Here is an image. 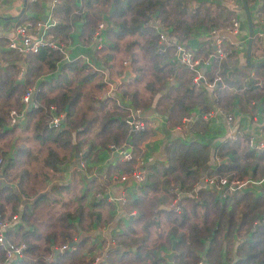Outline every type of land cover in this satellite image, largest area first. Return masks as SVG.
<instances>
[{
  "label": "trees",
  "instance_id": "trees-1",
  "mask_svg": "<svg viewBox=\"0 0 264 264\" xmlns=\"http://www.w3.org/2000/svg\"><path fill=\"white\" fill-rule=\"evenodd\" d=\"M88 1L90 2L88 6L97 2V0ZM105 2L113 5V11L105 24L106 26L110 23L112 26L106 30V34L116 41L108 48L106 46L108 51L104 55L103 65L107 64L115 53L122 50L124 55L130 57V63L136 62V55L140 54L149 61V67L152 69L153 81L146 82L142 88L137 87L138 79L135 74L127 82L116 85L115 90L118 88L117 95L120 101H127V106L122 104L120 106L112 96L102 98V91L105 88L102 71L84 63L81 58L65 61L62 48L39 47L35 52L23 56H17L16 51L8 50L10 52L6 53L9 55H3L4 60L0 59V139H2L0 158L3 161L1 173L6 178H16L24 193L27 188L33 194L30 202L23 201L29 205L24 204L19 211L16 208L22 201L9 186L0 183V217L7 206L9 215L6 220L10 215L17 213L18 221L29 226L32 220H36L33 210L39 206L47 208L45 211L47 219L43 217L45 225L43 232L35 227L25 230L20 224L14 232L6 234L7 238L17 240L15 244L24 243L25 248L19 259L6 261L3 249L0 247V263L89 264L79 258L86 238L78 235L77 230L80 226L74 225L77 222L81 223L84 218L81 197L78 196L74 200L76 208L71 211L65 208L71 200L69 196L73 198L75 195L74 184L78 179L76 180L74 175L77 173L73 172L71 180L67 183H64V178H59L60 175L57 173L63 172L62 166L69 161L72 151L79 153L85 146L87 149H92L95 137L99 138L96 142L99 148L106 143L114 145L121 141L126 143L130 136L127 134L123 118L126 117L128 107L139 110L150 108L154 95L159 89L166 87L164 83L168 71L165 67L168 65L166 63L163 65L162 61L166 53L165 48L173 49V46L163 45L161 50L156 29L151 24L153 15L158 19V24L166 22L170 26V31H165L168 42H184L183 40L201 29L209 31L220 25L227 26L231 20V11L220 4V0H200L197 7H192L189 0H105ZM209 4L216 8L212 15L209 14ZM201 5L204 8H201ZM168 10L172 12L171 17L164 16ZM200 12L203 16H197ZM84 22L88 25L89 20ZM66 27L65 23H58V29L65 30ZM86 31L89 40L93 28L87 27ZM56 40L59 42L60 39ZM117 40H122L119 47ZM231 54L233 52L227 57ZM22 64L24 70L20 74ZM111 65L110 63L105 67L109 68ZM174 65L175 68L180 67ZM218 66L223 82L228 87L233 86L235 80L232 81L231 77L227 79L223 63L220 62ZM246 82L249 85L248 89H253L252 82ZM236 85V89H239L242 84ZM28 89L32 94V106L27 109L19 123L8 126V112L12 108L15 110L21 108L20 98ZM147 90L148 94L143 92ZM225 90L218 88L210 91L217 93L218 101L213 103L217 102L222 108L220 103L224 102ZM47 92L53 93L46 96ZM12 97L14 103L10 105L8 99ZM207 98H209L208 93L204 92L203 87H192L185 81L179 86L169 85L166 92L157 98L153 111L164 114L168 110L169 103L178 110L186 111L194 104L201 105ZM164 99H169V103L160 106ZM50 106L54 107L57 114L63 115L61 125L55 127L48 125L51 116ZM108 108L110 109L107 110ZM224 110L230 111V109ZM142 136L139 133L136 139ZM226 142L224 146L227 149L224 152L230 153L228 166L240 175L236 177H242L244 166L248 163L242 164V161L248 159H251L250 164L258 170L261 177H264V149L248 150L244 138ZM164 153L167 165H161L160 169L152 167L142 190L144 192L148 189L154 190L159 184L169 187L170 182L180 185L183 190H189L206 159V147L197 142L184 145L180 140L175 139L165 146ZM32 157L35 159L34 170L29 168ZM80 162L82 160L78 159L77 166ZM30 172L33 173L32 178ZM209 175L224 176L222 172ZM46 181L51 184L44 189ZM37 183L39 185L35 186ZM38 187L40 188L36 190ZM208 190L203 188L198 190L196 199L191 195L177 199L175 204L179 207V212L172 210L166 213L170 224L169 233L177 236L175 243L177 254L172 263L195 264L199 250L204 249L206 264H223L225 260H228L229 264H264V186L261 187L259 198L249 194H232L230 198L234 199L231 210L225 216L220 207L206 201L207 197L212 195L211 190ZM97 203L91 202L93 206ZM212 208L219 215L213 216L211 221H208L207 215ZM51 210L55 211L54 217L49 213ZM89 216L91 219L98 218V213H90ZM76 217L77 221L74 222ZM182 227L186 230L177 232V229ZM242 230L243 238L239 242L231 240L232 242L225 244L221 241L223 231H226L227 237H232ZM144 242L145 238H137L132 243L125 242V246L120 244L118 247L114 244V247L106 250V257L98 264H165V261L154 252L155 248L145 249ZM69 243L71 244L68 246ZM62 245L68 247L57 253L53 260H48L51 248ZM231 250L235 253L233 259L229 257Z\"/></svg>",
  "mask_w": 264,
  "mask_h": 264
},
{
  "label": "crops",
  "instance_id": "crops-1",
  "mask_svg": "<svg viewBox=\"0 0 264 264\" xmlns=\"http://www.w3.org/2000/svg\"><path fill=\"white\" fill-rule=\"evenodd\" d=\"M198 2H200V0H189V4L192 7H197ZM88 3H90L88 0H59V2L50 9V0H0V59L4 60L2 58L4 57L3 55H9L6 52H10L8 51L10 49L5 47V43L7 42L8 37L12 36L14 33L15 26H22L24 24H31L32 26L35 24V22L51 24L46 28V31L53 38H56L55 36H59V43L64 49V60L69 61L71 59L81 58L84 63L102 71L105 84H108V86H113L117 79L120 80L124 73L125 63L123 64L122 61L126 62L127 58H129L130 62V57L126 54L124 55L122 50H119L115 56H113L105 65H103L105 58H103L102 61L97 60V58L92 59V56L95 54V52H98L97 50H99V48H96L97 45L103 46V50H99L98 53L100 55H102V53L106 54L108 51L106 50V46L108 48V46H111L116 40L114 38H112V40L106 34V30L112 26L110 23L105 26L106 21L108 22V16L113 11V8L110 9V6L112 5L111 3L108 4L109 7L105 11L104 8H98L97 15H99L98 18L100 20L97 22H102V29L95 37V44L93 43V40H91L92 36L89 37V40L87 39L86 28L88 26L84 21L89 20L87 16L88 9L94 5L106 2L105 0L104 2H102V0H97V2L91 3L89 6ZM246 3L249 9L252 10L251 24L254 36L250 44L249 59L252 63L260 62L264 60V51L256 39V34L264 28V0H246ZM220 4H223L228 10L231 11V20L237 18L240 22L238 34L225 35L227 42L238 43L236 51H234L233 54H231L229 57H226V59L222 61L223 70L227 79H229L233 73L240 71L242 68H246L247 72L253 74V77H258V74H261V76L264 77V65L249 67L245 62V56L247 52L246 43L249 39V35L245 19L243 21L239 20V18L244 17V12L241 7V0H220ZM208 10L210 12L209 14L212 15L215 13L216 8L213 7L212 4H209ZM171 14L172 12H170V15ZM200 15L201 12L197 16ZM154 16L155 15H153L151 18L157 19L154 18ZM58 23H65L67 26L65 30L58 29ZM151 24L153 27H155L157 33L158 25L156 23H152V19ZM161 25L166 29L167 32L170 31L171 28L168 24H166V22L161 23ZM222 26L223 25H220V27ZM31 31L34 33L35 28L32 27ZM211 39V33L208 30L204 31L201 29L183 41L194 52L203 53L211 48ZM121 41L117 40L118 47L120 46ZM166 44L167 45H164L165 47L172 46L171 41H167ZM165 52L166 53L162 64L164 65V63H166L168 65V67H165V69L167 68V71L169 72L168 75L170 74V76L168 77L167 75L165 77L166 81L164 84L166 87L163 90H166L169 85L179 86L180 83L187 81V83L192 87H203L204 92L206 94L208 93L209 98H207L206 101L201 105H192L186 111L178 110L176 106L169 103V99H164L161 101L160 106L165 103H169L168 110L164 114H161V112L157 114L153 111V107L157 98L162 93V90L158 91L151 101L150 108L139 110L128 107L126 116L129 112L137 110L139 118L146 121L144 130L129 132L126 125L127 134L130 136L126 140V143H123L122 141L116 145L112 143H106L100 148L96 144L99 138L95 137L94 147L92 149H87V146H85L79 153L72 151L69 161L62 166L63 172L60 171L57 173L60 175L59 178H64V183H67L71 180V174L73 172L77 173V175H74L76 180L78 179L74 184L75 195L73 198L71 195L69 196L71 200L69 205H66L65 208L69 211L76 208L74 200L78 196L81 197L80 203L83 205L82 209L84 211V218L82 219L81 223L77 222L74 223V225L80 226L77 230L78 235L80 237L86 238L84 248L79 254V258L83 259L85 263L92 264L93 258L97 252L108 243L117 244L116 246L118 247L120 244L125 246V242H128L127 244H129L137 238H145V249L155 248L154 252L159 258H162L165 261V264L174 262V256L177 254V249L175 246L177 236L173 233H169L168 229L170 224L168 223L166 214L173 210L172 203L177 199L187 195H191L196 199L198 190H201L202 188L203 190H208L209 188H206L199 178L202 173L210 174L222 172L224 176H228L227 174L240 176L239 174L235 173L232 167L228 166L230 153L228 151L224 152L227 149V147L224 146V143H227L226 141L230 140L228 138V130L224 124L218 125L215 123L214 118L206 120L192 119V121L189 123L184 121L182 122L184 118H187L193 114L198 115L211 109L216 103H213V101H218V95L217 93H211L210 91L218 89V86L212 88L211 90L205 88L202 85H193L191 82V74L188 71L182 67H174L175 59L173 57V49L165 48ZM15 54L17 56H22L17 52H15ZM118 57L121 58V61L118 62L119 65L117 68H114L113 62L116 63L115 59ZM110 63L112 64L111 67L109 66V68H106L105 66L109 65ZM20 66L19 73L21 74L24 70V64ZM142 67L145 68L146 66ZM209 73L210 71L207 72V74ZM246 74L237 75V80L241 81L240 83L242 84L240 86L241 88L238 89L240 92L249 88V85H247L246 82L248 80H245V77H248L249 74ZM133 75L134 72L131 71L130 67V75L124 82H127L129 78H132ZM44 76H46V74ZM119 83L122 82L119 81ZM262 83L264 84V80ZM106 85L102 91V98H105L106 96H112L120 106L121 104L125 106L128 105L127 101H120L117 95L118 88L111 94L109 93V95H105L108 88H106ZM251 85L254 87L251 90L248 89L250 93H254L257 90L264 91L262 90L264 89L263 85L262 87H257L253 83H251ZM230 87L234 89L233 86ZM228 92L233 93L235 90ZM52 93L53 92H47L46 96H50ZM173 95L174 93L172 96ZM226 99L227 96H224L223 101L226 102ZM257 99L258 100H256L255 106H253L255 108L254 112H251L252 107H250L249 110H246L244 105H240V98L238 100L232 99L230 112L233 113L234 122L232 123L230 129L236 130L238 133H242V135H238L236 140H241V138H244L246 142L248 137L254 139L264 138V98L262 100L261 98ZM21 104L22 105L20 109L24 110V115V113L27 111V104ZM109 109L110 108L107 110ZM179 115H181V117L178 120ZM139 133H141L143 136L140 139H136V136H138ZM131 135L133 136L131 137ZM175 139L180 140L184 145H188L191 142H197L206 147V159L204 160V164L202 165L196 180L193 181L189 190H183L180 185L178 186L176 183L175 185L171 186L172 182H170L169 187H164L159 184L154 190L148 189L144 192L142 188L148 180V172L152 171V167L154 166L160 169L161 165H167L164 148L169 142ZM1 142L2 139H0V143ZM110 146L122 151L130 149L132 152V159L128 161L120 160V157L117 156L118 154L116 151L112 150ZM247 149L250 151L252 150L249 148ZM114 153H116L115 157L113 156ZM78 159H81L83 162V168L81 169H79L77 166ZM250 162L251 159L242 161V164L246 163V165L244 166V172L241 174V176H249L254 178L261 177L262 175L257 169L255 170L254 166L250 164ZM134 166L142 171L143 178L146 175V180L144 182L142 180L141 182L136 183L130 179L126 180L125 182H120L117 179L119 174L125 173L127 170H131ZM2 176L5 180L4 183L6 186H9L15 195L19 197L20 201H22L16 210L20 211L24 204L29 205V203H23V201L30 202L32 200L33 194H31V191L25 188L24 193V191L20 188L16 178L10 179L9 177L6 178L4 175ZM0 183L2 184L1 180ZM49 184H51V182L46 181L44 189ZM260 186L262 187L264 184ZM261 187L256 189L251 186L236 194H249L254 198H259L261 194ZM39 188L40 187L35 189L38 190ZM210 193H212V195L207 197L206 201L213 202L217 207H220L223 210V214L225 216V214L231 210L234 198H230L232 195L228 198H223L218 191L211 190ZM92 201L98 203L94 204L93 206L91 204ZM99 203L101 204L100 206L98 205ZM46 210L47 208L44 206H39L37 209H34L33 216L36 220H32L29 226L26 224H21L20 221H18V214L16 213L15 216L17 220L15 221V224L8 226L4 231L5 238H7V233L14 232L15 229L20 226V224L24 226L25 230L35 227L36 229L43 232L45 230L43 217L47 219L45 214ZM38 212H41V215L43 213V216L38 214ZM88 212L89 214L98 213V218L94 217L91 219ZM49 213L51 217L52 213L55 215V211L53 210L49 211ZM8 215L9 209H7L6 206L4 208V212L1 214V220L8 222L9 219L6 220ZM217 215H219V213L212 208V210H210L207 215V220L211 221L212 217ZM76 221L77 217L75 218L74 222ZM40 225H42L44 229L38 228ZM181 230L186 229L184 227L178 228L177 232H180ZM212 230H215V226ZM225 232L226 231H223V237L221 239V241L225 242V244L232 242L231 240L234 242H239L240 239L243 238V230L235 233L232 237H227ZM7 239L12 241L11 238ZM120 240H123V242H120ZM172 241L175 242L173 250L174 255L171 260H166L163 256L170 252ZM65 246L68 247L69 245ZM60 247L61 246L53 248H56L59 250V252H61L62 250L59 249ZM205 247H207V242H205ZM53 248H51V250ZM204 253V249L199 250L198 260L195 264H198V262H200V264H206ZM51 255L52 252L49 255L50 257L48 256V260H50ZM234 256L235 253L233 250H231L229 252L230 259H233ZM223 264H229V261L225 260Z\"/></svg>",
  "mask_w": 264,
  "mask_h": 264
},
{
  "label": "built area",
  "instance_id": "built-area-1",
  "mask_svg": "<svg viewBox=\"0 0 264 264\" xmlns=\"http://www.w3.org/2000/svg\"><path fill=\"white\" fill-rule=\"evenodd\" d=\"M32 1V0H31ZM59 0H50V9L55 6ZM152 23H156L158 25L157 37L160 42L161 50L162 46L167 42V36L165 34L166 29L158 24L157 19L152 18ZM51 24H45L42 22H35L31 26V24H24L22 26H15L14 33L12 36L8 37L7 42L5 43V47L10 50H14L17 53L23 55L35 52L39 47H47L52 49H61L60 43L54 39L47 31L46 28ZM239 25L240 22L237 18H234L230 21L227 26H222L214 29H210L209 32L212 35L211 39V48L203 53H196L191 48H189L186 43L181 41H173L171 42L173 46V57L175 59V64L179 65L183 69L187 70L191 74V82L193 85H202L205 88L212 89L216 86L218 88L226 89L228 91H233L231 87H228L222 79V76L219 72V63L222 62L226 57L231 53L236 51L238 47L237 42H227L225 38L226 34H238L239 33ZM34 27L35 31L32 33L31 28ZM102 22H99L97 26L96 32L91 37L93 40L101 31ZM254 37V36H253ZM96 39V38H95ZM256 39L260 44V47L264 51V28L256 34ZM98 44V43H97ZM96 44V45H97ZM100 45H97L99 47ZM179 55V57H177ZM210 71L209 74L207 72ZM170 74L168 75V77ZM245 80L252 81V83L257 87H262L264 85L259 78L253 77V74L250 73L248 77H245ZM119 82L112 86L108 84L106 85L107 92L105 95L111 94L116 85ZM31 93V90H26L21 98L20 102L23 104L27 103L28 97ZM256 102H251L250 105L252 107L251 112L255 111ZM32 106V104H31ZM54 107H49V112L51 114L48 125L55 127L61 125L63 122V115L57 114L54 111ZM23 109L15 110L11 109L8 116V126H12L16 123H19L23 118ZM214 118L215 123L218 125H225L228 130V138L230 141H234L237 139L238 135H242V133H238L236 130H231L232 123L234 122L233 113L230 111H225L222 107H220L217 102L213 105V107L200 115H191L187 118H184L182 122H191L192 119H210ZM125 123L127 125L129 132H136L144 130L146 126V121L139 118L138 111L134 110L133 112H129L128 115L124 118ZM186 123V124H187ZM246 146L252 150H263L264 149V138L254 139L248 137L246 139ZM110 148L118 154L120 160L128 161L132 159V152L130 149L128 150H117L110 146ZM3 166V161L0 158V180L1 182H5L3 179V174L1 173V169ZM78 168H83V162H80ZM200 180L202 184L213 191H218L223 198H228L234 193L242 192L244 189L251 187L252 185H262L264 184V177H229V176H213L206 173H202L200 175ZM117 179L120 182H125L130 179L133 182L139 183L143 180V173L141 170L137 169L134 166L131 170L125 173H121L117 176ZM173 204V210L179 211V207ZM17 220L15 215L10 216L8 222L0 220V247L3 249L5 260H11L13 258L17 259L22 256V252L25 248L24 243L15 244L12 241L8 240L4 236V231L8 226L14 225ZM65 245H62L59 249H65ZM110 247H114V244L108 243L101 250L97 252L95 257L93 258L92 264H98L101 260L106 257V250ZM175 264V263H170ZM200 264V262H198Z\"/></svg>",
  "mask_w": 264,
  "mask_h": 264
},
{
  "label": "rangeland",
  "instance_id": "rangeland-1",
  "mask_svg": "<svg viewBox=\"0 0 264 264\" xmlns=\"http://www.w3.org/2000/svg\"><path fill=\"white\" fill-rule=\"evenodd\" d=\"M102 2H104L102 0ZM99 5V6H97ZM97 5H94L92 6L91 8L88 9V19H89V23H88V28H93V33H92V36L94 35V32H96V29H97V26L99 25V22H97L98 20H100L98 18L99 15H97L98 13V8H104V11L106 9H108L109 5L108 3H102V4H97ZM203 5H201V8H204L202 7ZM200 8V9H201ZM170 10L167 11V14L164 15V16H168V17H171L170 15ZM97 16V17H96ZM183 18H188V16H183ZM164 23V22H162ZM56 39H60L59 37H56ZM96 39L94 38L93 39V43L95 44V41ZM62 41V40H61ZM93 44V45H94ZM96 48H99V50H103V46L100 45L99 47L96 46ZM99 50H97L99 52ZM98 52H95V54L92 56V59H96L97 60H100L102 61L103 58H104V55L105 53H102V55H100ZM64 54V53H63ZM116 54V53H115ZM65 55V54H64ZM100 55V56H99ZM116 60V63L113 62V66L114 68H117V66L119 65V61H121V58L118 57ZM122 63L124 64L125 62L122 61ZM130 63V62H129ZM142 66H146L145 68H143ZM131 67V71L134 70V74L136 75V79H138L137 81V87L139 88H142V86H144V84L148 81H153V75H152V69H149V61H147V59H144L140 54L136 55V62H133V63H130V66ZM95 68V67H94ZM143 68V69H142ZM119 70V69H118ZM166 76L168 75L169 72H166ZM247 73V74H246ZM250 72H247V69L246 68H242L240 71L238 72H235L231 75V78H232V81L235 80V83L238 84L240 83L239 80H237V75H241V74H246L248 75ZM133 74V73H132ZM138 74V76H137ZM258 77L260 79V81L262 82L264 80V77L261 76V74H258ZM257 77V78H258ZM130 79V78H129ZM118 81V79H117ZM233 84L234 86V90L235 92L233 93H229L228 90H225V92L223 93V96H227V99H226V102L224 101L223 103H220L224 109H231V102H232V99L233 100H238L239 98L241 99L240 101V105H244L245 109L246 110H249L251 105L250 103L251 102H256V100H258L257 98H261V100L264 98V91H261V90H257L255 91L254 93H250L248 89H245L243 91L240 92V90L236 89V84ZM264 86V85H263ZM160 87V86H159ZM168 88V87H167ZM166 88V90H167ZM259 89H262V88H259ZM160 90V89H159ZM158 90V91H159ZM162 90V91H161ZM161 94L165 93L166 90H163V88H161ZM264 90V89H262ZM143 92H146L147 94L149 93L148 90L147 91H143ZM170 94V92H169ZM8 103H10V105H12L14 102H13V97L8 99ZM12 109H15V108H12ZM41 153V152H40ZM39 154V153H38ZM34 162H35V159L34 157L31 158V163L29 165V168L30 170H34ZM37 163V161H36ZM32 175L33 173L30 172V176L32 178ZM237 176V175H235ZM36 182V181H35ZM39 183L35 184V186H38ZM175 185V183H172L171 186ZM172 190H175V189H172ZM179 212V211H177ZM38 214L41 215V212H38ZM43 216V213L42 215ZM52 216H54V214L52 213ZM37 218V217H36ZM38 228H43L42 225H40ZM44 229V228H43ZM14 243H17V240H12Z\"/></svg>",
  "mask_w": 264,
  "mask_h": 264
},
{
  "label": "water",
  "instance_id": "water-1",
  "mask_svg": "<svg viewBox=\"0 0 264 264\" xmlns=\"http://www.w3.org/2000/svg\"><path fill=\"white\" fill-rule=\"evenodd\" d=\"M241 7H242V10L244 12V17H241L239 18L240 21H243L245 19L246 23H247V28H248V35H249V39L246 43V47H247V52H246V56H245V62L246 64L249 66V67H253V66H262L264 65V60L263 61H260V62H254L252 63L249 59V49H250V44H251V41H252V38H253V29H252V24H251V19H252V10L249 9L247 3H246V0H241ZM113 6L111 5L110 6V9H112ZM111 11V10H110ZM179 57V55L177 56ZM130 75V67H129V58H127V61L125 62V69H124V73L122 75V77L120 78V82H124L127 77H129ZM31 96L32 94L29 95L28 97V100H27V109L30 107L31 105ZM113 156L115 157L116 156V153L113 154ZM118 156V155H117ZM146 180V175L145 177L143 178V182ZM2 185L6 186V184L4 182H2ZM252 187L258 189L260 188L261 186L260 185H252ZM174 241L171 242V248H170V252L165 254L163 257L166 259V260H171V258L173 257L174 255ZM70 245V243L68 244ZM52 252V255H51V258L50 260H53L55 258V255L59 252L58 249L56 248H53L51 250ZM13 260H15V258H13ZM12 259L9 260V261H13Z\"/></svg>",
  "mask_w": 264,
  "mask_h": 264
},
{
  "label": "clouds",
  "instance_id": "clouds-1",
  "mask_svg": "<svg viewBox=\"0 0 264 264\" xmlns=\"http://www.w3.org/2000/svg\"><path fill=\"white\" fill-rule=\"evenodd\" d=\"M62 48V47H61ZM63 49V48H62ZM63 53H64V49H63ZM118 82H119V80H118ZM118 84H120V83H118ZM27 104V103H26ZM32 104V103H31ZM31 106V105H30Z\"/></svg>",
  "mask_w": 264,
  "mask_h": 264
}]
</instances>
